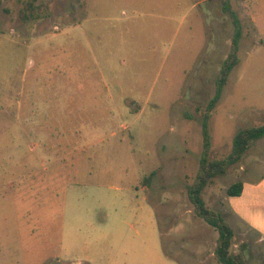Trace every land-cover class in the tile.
<instances>
[{
    "label": "rangeland",
    "instance_id": "1",
    "mask_svg": "<svg viewBox=\"0 0 264 264\" xmlns=\"http://www.w3.org/2000/svg\"><path fill=\"white\" fill-rule=\"evenodd\" d=\"M27 5L40 15L24 19ZM232 6L242 35L208 121L216 160L264 122V0ZM233 30L220 0H0V264H219L187 187ZM262 171L264 137L202 192L247 264H264V243L230 206Z\"/></svg>",
    "mask_w": 264,
    "mask_h": 264
},
{
    "label": "trees",
    "instance_id": "2",
    "mask_svg": "<svg viewBox=\"0 0 264 264\" xmlns=\"http://www.w3.org/2000/svg\"><path fill=\"white\" fill-rule=\"evenodd\" d=\"M222 10L227 15L234 27L233 35L230 41V50L222 61L219 72L215 79V92L207 105V111L202 121L203 146L199 161V169L194 181L187 187L188 198L193 205L195 214L202 218L208 225L215 229L218 236L214 246V256L219 264H247L239 253L231 252L233 230L230 225L214 210L208 208L202 198L204 187L212 181L217 175L225 174L227 169L237 163L242 155L249 149V146L256 140L264 137V122L262 124L243 128L239 130L232 142L230 152L222 159H210V135L208 130V121L211 110L214 108L220 98L223 86L225 85L231 70L238 64L239 42L242 35V26L236 10L232 6V0H220ZM29 14H23V18L39 16L41 11L31 5H27ZM46 7L45 4L42 5ZM37 10V12L35 11ZM151 175L144 177V183L150 181ZM243 189V183L237 181L227 188L228 196H239Z\"/></svg>",
    "mask_w": 264,
    "mask_h": 264
},
{
    "label": "crops",
    "instance_id": "3",
    "mask_svg": "<svg viewBox=\"0 0 264 264\" xmlns=\"http://www.w3.org/2000/svg\"><path fill=\"white\" fill-rule=\"evenodd\" d=\"M247 182H253L256 183V185L249 186V183L245 184V186L248 187H245V189L243 187V189L247 191V189L249 188L246 193V198L244 202L235 204L232 203V206H230L233 208L231 211V215L235 216L239 224L242 226V235L243 233L245 235L250 234L252 236L250 240L257 243H264V171H262L258 178H254L251 180L249 178ZM243 189L239 196L243 194ZM233 233V238H235L236 233L234 232V230ZM243 250V254L240 252L237 253H239L247 263L246 250L248 249L247 247H243Z\"/></svg>",
    "mask_w": 264,
    "mask_h": 264
}]
</instances>
